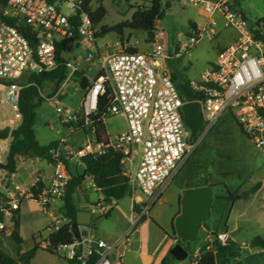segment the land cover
Wrapping results in <instances>:
<instances>
[{"label":"built area","instance_id":"2783aa9c","mask_svg":"<svg viewBox=\"0 0 264 264\" xmlns=\"http://www.w3.org/2000/svg\"><path fill=\"white\" fill-rule=\"evenodd\" d=\"M188 3L200 5L207 15L219 14L224 26L235 33L234 41L217 53L200 78L190 81L192 89L201 94V100H194L200 104L203 121L196 141L189 140L182 114L183 104L192 101L180 97L171 77L162 69L161 60L166 58V48L160 42L164 38L163 32H154L148 40L150 51L109 53L106 48L96 45L97 30L88 14L82 11L83 0H6L0 8V130H8L5 147L22 118L19 110L20 93L24 88L22 81L29 74L56 69L58 45L73 38L75 32L79 40L72 53L65 57L78 51L76 59L83 61L88 69H95L96 75L81 91L76 110L55 107L63 125L69 130H89V137L78 148H73L65 139L57 142L50 150L53 175L48 186L38 194L12 185L9 197L0 203V231L6 230L5 221L12 224L20 199L33 200L42 208L54 199L61 200L70 180L65 162L73 158L80 160L85 155H103L110 150L128 178L133 199L128 230L114 243L87 236L86 246L74 240L73 244L61 248L66 250L67 260L79 264H87L93 251L98 255L93 264H120L121 255L117 252L128 231L135 229L145 218L200 139L225 113L264 153V40L261 37L264 19L250 23L236 9L233 0H188ZM77 15L79 25L75 28L72 18ZM200 38V34L191 31L185 48L195 45ZM66 68L65 81L79 70L70 60L66 61ZM102 97L107 101L100 120L121 117L125 121V130L98 140L90 118L97 114ZM88 179L92 180L89 176ZM137 191L149 202L135 201ZM109 210L110 207L99 203L90 207V212L99 216ZM61 221L62 217L54 215L48 229L57 231ZM216 240L225 244L227 235L217 234ZM48 246L47 240L41 244L42 248ZM114 252L116 259L111 260L110 255Z\"/></svg>","mask_w":264,"mask_h":264},{"label":"rangeland","instance_id":"374dc122","mask_svg":"<svg viewBox=\"0 0 264 264\" xmlns=\"http://www.w3.org/2000/svg\"><path fill=\"white\" fill-rule=\"evenodd\" d=\"M166 1L168 0H162V3L165 4ZM170 2V8L165 11L163 19L156 25L157 31L164 34V38L160 42L166 48V58L161 60L162 69L170 77L174 75L178 79L186 78L196 81L214 62L217 55L216 50L225 38L223 33L219 35L210 32L207 28L205 32H202L201 38L195 45L183 48L188 44L190 31H194L190 23L193 21L201 25L206 24L211 19L216 20L218 14L207 15L202 11L200 5L193 6L188 3V0H170ZM99 5L105 9L106 16L96 27L97 32L102 28H114L130 22L136 11L135 7L146 6L147 3L142 0H100L99 3L92 4V9ZM236 9L242 11L251 21L260 19L264 17V0H240ZM64 12L67 13L66 8H64ZM223 24V19L217 21L215 29L222 30ZM148 40L145 31L125 27L122 29L121 35L111 31L99 38L96 45L99 48H106L109 53L126 51L130 48L147 52L151 50ZM177 45L179 50L174 53ZM68 58L78 66L84 76L86 75L90 80L94 79L95 69H88L80 61L78 64L73 55ZM53 90V84L49 82H46L40 89L43 102L36 111L33 125L36 141L40 145L58 141L67 134V129L56 113L55 107L61 106L76 110L82 97L79 79L75 75L62 84L60 94L58 90L55 93ZM57 93L59 97L56 95ZM52 94L53 96L50 98ZM106 124L112 134L124 131L122 120L119 118L110 117L106 120ZM200 134L201 132L196 135L195 141L198 140ZM29 164L25 163V171ZM256 183L261 184L260 191L246 201L235 202V207L247 206L251 211L264 209V153L244 135L239 125L225 113L214 127L200 139L194 151L168 182L162 196L152 205L145 218L135 229L128 231V236L117 252L122 255V264L194 263V258L198 255L201 247L211 244L209 228L222 231L232 206L222 199H215L214 196L224 195V186L232 192L236 190L241 192L250 189ZM207 184L214 185L210 217L198 231L196 241L187 243L173 233L172 219L180 211L179 204L183 191ZM77 194H79V190ZM136 196L147 203L149 202L138 191ZM128 205V197L117 202V206L123 210L127 209ZM38 208L35 201L29 200L25 203V213L21 214L22 220L19 222L18 234L23 240L21 247L25 251L33 243L31 238L41 244L45 241L47 234L51 233L49 229H45L44 214L39 212ZM118 214L117 209H113L110 216L93 214L94 224L97 226L94 236L106 240L113 235L114 231L117 232L120 229L115 219ZM36 219H39V222L36 221L35 224ZM262 223H264V219ZM227 226H230V222H227ZM102 232L107 234V238L101 236ZM238 235L240 239L249 243L256 235L264 237V229L254 226L243 229ZM176 243L188 250V257L185 260L174 261L171 259L169 250ZM115 253L110 255L111 260H115ZM65 254L66 250L63 248L57 250V255L37 251L29 264H68Z\"/></svg>","mask_w":264,"mask_h":264},{"label":"trees","instance_id":"16d2710c","mask_svg":"<svg viewBox=\"0 0 264 264\" xmlns=\"http://www.w3.org/2000/svg\"><path fill=\"white\" fill-rule=\"evenodd\" d=\"M142 1L147 3V5L135 7L136 11L130 22L120 24L114 28H102L97 32L96 38L99 39L111 31H115L118 35H121L122 29L126 27L135 30H143L147 33V37L150 39L154 35L157 22L163 19L165 11L171 6V2L168 0L165 4H163L162 0ZM233 1L234 6L239 5L240 0ZM99 2L100 0H83L82 11L88 14L94 27H97L106 16V11L101 5L92 9V4ZM5 4L6 0H0V8ZM262 19H264V17L257 19L254 23L260 22ZM72 22L75 28L78 27V15L72 18ZM190 25L194 31L197 32L195 24L191 22ZM188 36H190V34ZM261 37L264 40V35ZM78 40L79 36L75 32L73 38L62 41V43L58 45L57 60L59 63L56 69L47 73L29 74L26 76V79L24 78L22 81L24 88L20 93L19 99V110L22 118L17 128L13 130L9 136L5 161L4 163L0 162V169L5 171V173L9 176L16 172L15 157L21 152H23L22 157L24 159H44L51 161L50 150L57 145V142L55 141L47 145H39L33 131L36 111L43 102V98L40 95V89L46 82H49L53 84L54 93L59 90L68 74L66 61L70 58L65 57V55L72 53ZM126 51L136 52V49L130 48ZM73 75L79 79V86L82 90L91 83L90 80L79 70ZM171 80L175 84L180 97L184 101L201 100V94L192 89L190 80L186 78L178 79L174 75L171 76ZM52 96L53 94L50 98ZM106 101V97H102L100 99L97 114L90 118L93 121L92 126L95 128L98 140L106 138L105 125L99 118L100 113L104 110ZM64 126L66 128L68 127L66 125ZM7 138L8 130H0V142L6 140ZM192 140L195 141V138ZM79 161L85 167L84 176L78 175L77 167L73 172H70L68 169V162H65V166L70 174V180L61 198L60 214L64 223L57 231L49 233L46 238L49 246L47 248H41L40 244L36 243L35 239L32 238L33 246L21 254L18 260L11 258L0 249V264H29L38 250H43L51 255H57L58 248L66 247L74 243L70 227L76 223V212L78 209L73 202V196L77 192L78 187L85 181V177L89 176L92 179L93 187L106 200L118 202L123 198L130 196L128 178L123 174L122 166L112 151L109 150L99 156L85 155L80 158ZM211 186L213 187L214 185ZM42 187V183L37 180L30 188V191L34 194H38ZM259 188L260 183H256L253 187L246 191L240 192L236 190L232 192L224 186V195L214 196V198L218 200L222 199L229 204H233L236 201L248 200ZM11 223L12 229L9 236L18 245V247H20L22 245V240L18 234L19 221L17 214L14 215ZM205 224L206 223H202L201 227ZM89 230H94V226L91 225ZM217 234L218 233L211 234L214 238L211 241V244L206 247H201L198 255L194 258V263L192 264H228L230 260L239 256L240 246L231 240H227L225 244H220L218 240H216ZM250 246L264 250V238L259 236L253 237L250 241ZM81 249L82 246H80L79 251ZM97 256L96 252L93 251L87 264H93ZM66 261L68 264H79L77 261H69L67 259Z\"/></svg>","mask_w":264,"mask_h":264},{"label":"crops","instance_id":"0c3cea01","mask_svg":"<svg viewBox=\"0 0 264 264\" xmlns=\"http://www.w3.org/2000/svg\"><path fill=\"white\" fill-rule=\"evenodd\" d=\"M208 1H212V0H208ZM213 1H217V0H213ZM243 15L245 16L247 21H249L250 23H254L257 20V19H254L253 21H251L247 18V16L244 13H243ZM219 20H222V18L218 14L216 16V20L211 19L206 24L204 23L201 25L199 23L192 21V23L195 24V26H196L197 33L200 35L202 34V32H205L207 28H209L210 32H215V33H218L219 35L223 33L225 40L221 45L218 46V48L216 50V54L220 50H222L224 47H226L228 44L233 42L235 39L234 31L225 27L224 24H223V28H222L223 31L219 30V29H215L216 25H217V21H219ZM155 32H157V29L155 30ZM77 54H78V51H76L75 54H73V56L76 57ZM78 61L79 60H77V62ZM80 62H82V64L85 66V63L83 61H80ZM78 64H79V62H78ZM85 67H87V66H85ZM81 91H82V89H81ZM108 118H110V117H108ZM116 118H119L122 120L123 127L125 130L124 119L121 117H116ZM107 119H105L103 121V123L105 125L106 137L111 138L120 132H118V133L116 132L114 134L110 133L108 130L107 124H106ZM66 129H67V134L61 139H65L69 145L73 146V148H78L83 143V141L86 140L90 135L89 130L83 131L80 128H75L73 130H69L68 127ZM58 141H56V142H58ZM7 146H8V144H7ZM7 146L6 147L4 146L3 141L0 142V162L1 163H4V161H5ZM27 162L30 164H29V166H27V170L25 171V163H27ZM80 163L81 162L76 158H73L71 161H69L68 162V169L70 170V172H73L74 169L76 167H78V165ZM15 165H16V172L13 175L8 176V178L4 181V183H3V180H4V176L6 173H5V171L0 169V203L2 201H4L7 197H9V190L11 189L13 184L18 185L21 190L25 191V190L30 189L35 184V182L37 180H39L43 185V187L41 189V191H42L50 183V180H51V177H52L53 171H54L53 164L51 161H47L44 159H24L22 157V154L17 155L15 157ZM7 180H8V182H7ZM260 189H261V184H260V188L256 191L255 194H257L260 191ZM78 190H79V194H77ZM78 190L73 196V202L77 206L78 210L84 204H89L91 207V206L99 203L101 205H104L105 207H110V210L108 211V213L103 215V216H110L113 209H117V211L119 212L118 216H116L115 219H116V223L120 229L117 232L114 231L113 235L111 237H108V239H106V240L102 237L97 238L94 236V230H95V228H97V226L94 224V219H93V214H95V213L91 212L89 227L91 225H93L94 230H90L88 232V234L86 235V238H87V236H90V238H92V240H97V241L102 240L106 243H114V242L120 240L128 230V222H129V217H130V213H131V207L133 205V199L131 198V196H127L129 198V205H128L127 209L123 210L117 206V202L104 199L101 196V194L95 190V188L93 187L92 180H89L88 177H85V181L78 187ZM27 201H29V200L20 199V201H19V208L15 213V215L17 214L19 222H21L20 220H22V217H21L22 212L25 213V203ZM135 201H143V200L136 197ZM234 203L232 204V206L230 208L229 215L227 218V222H230V226H227V222H226L224 229L222 231H218V230H215L213 228H209L208 233H209L211 238H212V235H211L212 233H218V234L225 233L227 235V240H231L233 242H236L240 246L239 256L235 259L230 260V262L228 264H262V263L264 264V250L257 248V247H251L250 242L247 243V241L240 239V237L238 235V233L240 231H242L243 229L254 227V226L264 229V223H262V220L264 219V209L260 208L257 211H251L250 208L247 206L235 207ZM36 204L39 207L38 211L41 212L42 214H44V219H43V221H45L44 227H45V229L48 230V226L50 224L51 218L54 215L61 217V214H60L61 200L54 199L53 201H51L47 205L46 208H42L38 203H36ZM33 210L35 211L34 208H33ZM174 218L175 217H173L172 222H173ZM36 221L39 222V219L35 220V224L37 223ZM63 223L64 222L61 221V224H63ZM5 224H6V230L0 231V249L3 250L11 258L18 260L19 256L21 254H23L25 252V250L21 246L18 247V245L10 238L9 235L11 233L12 224L9 225V223L7 221H5ZM30 228H31V225H30ZM31 232H32V229H31ZM49 233L47 234L46 238L48 237ZM101 236H103V237L105 236L107 238V234L105 232L104 233L102 232ZM256 236H259V235H256ZM256 236H254V237H256ZM259 237H261V236H259ZM46 238H45V240H46ZM261 238H264V237H261ZM31 240H32V238H31ZM22 243H23V240H22ZM41 244H42V242H41ZM41 244H40V247H41ZM32 246H33V243L31 245V247ZM38 251H43V250H38ZM12 254H14V255H12ZM119 254L121 255V253H119ZM121 260H122V257L120 259V264H122ZM259 262H262V263H259Z\"/></svg>","mask_w":264,"mask_h":264},{"label":"water","instance_id":"95a60500","mask_svg":"<svg viewBox=\"0 0 264 264\" xmlns=\"http://www.w3.org/2000/svg\"><path fill=\"white\" fill-rule=\"evenodd\" d=\"M178 50L179 46L177 45L174 53H177ZM182 114L184 124L189 130V140H192L203 124L199 102L184 103ZM21 154L23 152L19 153V155ZM77 169L79 176L85 175V167L82 163L78 165ZM8 176V174H5L3 183ZM212 201L213 189L211 185L184 190L179 204L180 211L172 222L173 233L185 242H195L202 223L210 217ZM90 217V205L84 204L76 212V223L70 227L73 239L84 246L88 244L86 235L89 230ZM169 255L174 261H182L188 257V251L181 244L176 243L170 248Z\"/></svg>","mask_w":264,"mask_h":264}]
</instances>
